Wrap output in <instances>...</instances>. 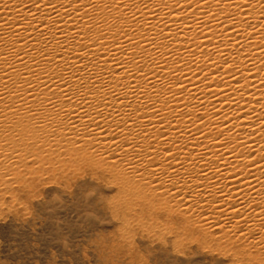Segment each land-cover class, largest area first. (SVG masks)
I'll list each match as a JSON object with an SVG mask.
<instances>
[{"label":"bare ground","instance_id":"1","mask_svg":"<svg viewBox=\"0 0 264 264\" xmlns=\"http://www.w3.org/2000/svg\"><path fill=\"white\" fill-rule=\"evenodd\" d=\"M68 168L264 264V0H0V209Z\"/></svg>","mask_w":264,"mask_h":264},{"label":"rangeland","instance_id":"2","mask_svg":"<svg viewBox=\"0 0 264 264\" xmlns=\"http://www.w3.org/2000/svg\"><path fill=\"white\" fill-rule=\"evenodd\" d=\"M74 170L44 173L28 198L0 209V264L232 263L215 236L176 237L177 222L131 228L111 209L115 188Z\"/></svg>","mask_w":264,"mask_h":264}]
</instances>
